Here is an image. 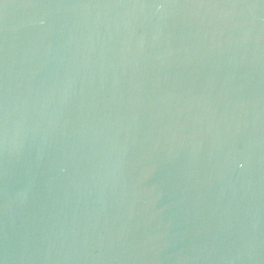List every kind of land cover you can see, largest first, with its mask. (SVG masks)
Instances as JSON below:
<instances>
[{
  "label": "water",
  "instance_id": "95a60500",
  "mask_svg": "<svg viewBox=\"0 0 264 264\" xmlns=\"http://www.w3.org/2000/svg\"><path fill=\"white\" fill-rule=\"evenodd\" d=\"M0 264H264V0H0Z\"/></svg>",
  "mask_w": 264,
  "mask_h": 264
}]
</instances>
